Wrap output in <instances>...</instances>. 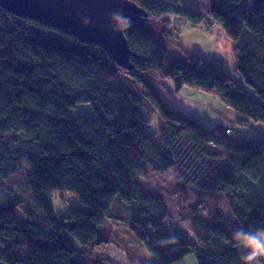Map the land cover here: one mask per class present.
Returning <instances> with one entry per match:
<instances>
[{
	"label": "trees",
	"instance_id": "trees-1",
	"mask_svg": "<svg viewBox=\"0 0 264 264\" xmlns=\"http://www.w3.org/2000/svg\"><path fill=\"white\" fill-rule=\"evenodd\" d=\"M132 1L147 16L123 31L129 70L96 45L0 8V264H106L87 252L106 245L116 197L147 264H182L188 256L197 264H245L234 233L264 228V140L228 139L229 129L212 131L173 102L186 87L217 96L241 125L264 126V0H251L250 11L241 0H208L207 10L183 0ZM172 22L220 27L233 43L238 79L198 55L172 58L164 44ZM152 116L158 125H150ZM22 164L43 222L7 182ZM144 166L174 169L178 192L193 185L220 193L227 210L205 201L185 206L180 221L190 224L192 242L170 223L165 202L141 191ZM51 192L72 193L79 207L55 213Z\"/></svg>",
	"mask_w": 264,
	"mask_h": 264
},
{
	"label": "rangeland",
	"instance_id": "rangeland-1",
	"mask_svg": "<svg viewBox=\"0 0 264 264\" xmlns=\"http://www.w3.org/2000/svg\"><path fill=\"white\" fill-rule=\"evenodd\" d=\"M195 4L196 0H183L184 6L194 8L195 6L197 7ZM242 5L247 7L246 0H242ZM250 6L252 7L251 3ZM170 18L172 21L176 20L175 17L170 16ZM169 31L172 33V36L168 37L170 43L164 42V44L172 58L178 59L186 55H198L205 62L221 65L228 75L233 79H238L235 74V61L232 54L233 43L220 27L206 23L204 26L191 28L187 25L178 24L177 26L172 22ZM155 35L161 41L162 37L158 29L155 30ZM164 82L159 79L154 81L159 89L166 88ZM246 93L250 95V92L246 91ZM179 96L182 99L176 102L178 111L185 114L198 115L199 121L208 129L217 133L229 129L228 139L246 136L250 139L264 140L263 125L253 122H250L249 125H241L235 119L236 115L226 108L217 96L197 92L186 87L180 89ZM150 118L152 120L151 126H155V123L158 125L159 119L157 116ZM152 137L154 140L159 141L156 134L153 133ZM143 171V174L136 178L141 191L160 197L168 209L170 223L186 233L192 242H194V237L190 224L180 221V212L185 206L205 201L209 202V204L210 202L220 204L224 209L226 207L225 210H227L225 200L220 193H206L193 185H189L183 193L178 192L175 185L176 173L174 169H169L162 173H154L147 166H144ZM28 172V165L22 164L14 174L8 177L7 182L16 192L23 196L25 205L32 213L33 218L38 222H43L44 213L33 199L28 187ZM48 197L55 213L67 214V210L71 206L79 207L78 201L72 193L51 192ZM126 221L127 212L120 206L118 197H116L106 217L105 235L108 238L106 245L100 247V249H90L87 254L93 258L101 259L106 264H147L150 257L143 244L129 233ZM72 244L76 249L79 247L74 241H72ZM84 260L82 264H88V259ZM188 260L193 261V264H197L193 256L186 257L182 264H190Z\"/></svg>",
	"mask_w": 264,
	"mask_h": 264
},
{
	"label": "water",
	"instance_id": "water-1",
	"mask_svg": "<svg viewBox=\"0 0 264 264\" xmlns=\"http://www.w3.org/2000/svg\"><path fill=\"white\" fill-rule=\"evenodd\" d=\"M0 8L30 18L77 38L83 44H93L107 51L117 64L132 69L128 42L116 22L115 13L132 21L147 14L131 0H0Z\"/></svg>",
	"mask_w": 264,
	"mask_h": 264
},
{
	"label": "clouds",
	"instance_id": "clouds-1",
	"mask_svg": "<svg viewBox=\"0 0 264 264\" xmlns=\"http://www.w3.org/2000/svg\"><path fill=\"white\" fill-rule=\"evenodd\" d=\"M113 21L118 24V28H114L117 31H125L132 26L131 18L119 12L110 18V22ZM234 238L244 249L242 259L245 264H261L264 260V228L255 231L237 230Z\"/></svg>",
	"mask_w": 264,
	"mask_h": 264
},
{
	"label": "crops",
	"instance_id": "crops-1",
	"mask_svg": "<svg viewBox=\"0 0 264 264\" xmlns=\"http://www.w3.org/2000/svg\"><path fill=\"white\" fill-rule=\"evenodd\" d=\"M203 2H204V5H203ZM198 3H200L201 4V6L204 8V9H206L207 10V8H208V0H203V1H201V0H196V4L195 5H198ZM250 0H246V6L247 7H244L243 5H242V0H241V6H242V9H245V10H247V11H250L251 9H252V7L250 6ZM196 7V6H195ZM216 27H217V25H216ZM180 95V92L179 93H177V95L174 97V100H173V102H175V104H176V102L178 101V100H181L182 99V97L181 96H179ZM190 112H191V110H190ZM193 117H195V118H197L198 117V115H196V114H191ZM199 118V117H198ZM197 118V119H198ZM226 130V129H225ZM220 133H223V132H220ZM244 137H241V136H238V137H236L234 140L236 141V140H241V139H243ZM188 261H190V264H193V261H191V260H188ZM261 264H264V260H262L261 261Z\"/></svg>",
	"mask_w": 264,
	"mask_h": 264
}]
</instances>
